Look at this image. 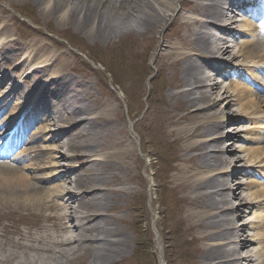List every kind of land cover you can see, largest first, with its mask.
<instances>
[{
  "label": "bare ground",
  "instance_id": "1",
  "mask_svg": "<svg viewBox=\"0 0 264 264\" xmlns=\"http://www.w3.org/2000/svg\"><path fill=\"white\" fill-rule=\"evenodd\" d=\"M59 1L63 0H53V2L48 0L44 7V13L54 15L53 10ZM175 1L86 0L83 3L82 0H66L70 4V9L69 11H64L61 17L65 19L67 16L68 18L75 17L76 20L82 23H92L96 28L110 25L112 18H114L112 21L113 27L118 28L120 26L119 29L125 30L132 29L135 26L150 30L161 25L169 17L170 13L174 12L173 5ZM232 2L233 0H203V2L196 1L191 4L195 17L177 16V21L185 29L189 27L191 38H182L177 43L167 44L163 49V55L171 59V65L174 69L177 70L181 67L184 90L179 93L180 96L187 100L189 107L196 109L195 112L188 115L172 116L174 127L171 129V133L181 140V151L199 153L192 155L193 157L191 158L182 159V162H186L187 165L182 164L178 167L174 175V181L178 186L185 188L187 192L189 216L193 226L201 230L198 238L205 244L204 259L207 264H264V147L262 146L264 144V98H257L258 101L256 98H251L252 92L249 88L238 85L231 86L232 89L224 88L222 92L227 102L225 109L223 111L217 110L218 104L222 101V98L219 97L220 84L215 82V80L209 81L208 77L204 75L205 69L210 68L214 61L220 63V61L224 60L229 63L232 60H236V62L243 64L248 72L264 74V41H252L255 31L247 25V21L246 23L241 21L239 26L226 27L236 21L234 15L223 11L224 6ZM124 4L127 5V9L121 13L119 10ZM262 14H264V11L260 12V15ZM250 15L254 17L258 16V13ZM230 28L241 34L238 35L239 38L244 36L251 41L244 43V41L238 39L236 51H231V46L227 45V42L221 37L224 35L223 31ZM213 29H216V33L221 36L214 34ZM96 30L99 31L98 29ZM43 46L31 45L29 47V44L25 45L28 54L21 52L22 60L20 64H22L23 60L27 63V57L30 56V53H33V57L41 58V53L45 54L48 50V48H45L47 44ZM10 52V42L5 41L2 43L1 41L0 60L2 62L5 55H9ZM16 54H18V51H16ZM60 62H63V60L60 59ZM56 63L57 60H55V65ZM246 63H249V65H246ZM4 65L0 67L1 70ZM55 65L54 62L51 64V67H55V69L52 68L53 76L51 80L61 79L64 76L62 67L58 68ZM45 66L44 64L43 67ZM35 68L26 76V81H29L31 77L35 78L37 73L43 70L38 66H35ZM6 79L7 74L2 73L0 75V94L11 86V84H7ZM255 79L260 91L264 92V82L259 81L258 77H255ZM206 82L209 83L208 86H206ZM177 87H179V84L175 83V88ZM40 91L44 92L42 87ZM12 92L14 93L12 95L13 98L17 97L18 101L25 102L29 99L31 92H33V85L28 92L16 91V88L10 94ZM79 92L78 90L76 94ZM76 94L75 96L77 97ZM248 96L250 97L249 100ZM76 102L77 105L74 108L71 107L73 108L71 114L73 117L80 116V118L73 121L74 126L72 129L76 132L73 136L83 138L86 129L87 134L91 132V123L94 118L90 117L91 115L89 116L90 113L86 114L84 112V107L78 106V104L85 105L84 101L77 100ZM232 107H237L236 112L241 118L230 122V120L224 119L226 118L224 115L231 112ZM68 118L72 120V117ZM12 121V118L7 117L1 119L0 129ZM34 121L43 123V126L39 128L40 130L33 134L36 139L46 140L47 132L44 129L49 122H52L55 128H60L57 134L64 135L66 132L62 126L66 124V120L64 121L62 118L54 120L52 116H49L46 119L36 118ZM235 121L237 123L245 121L255 124V127L263 132H250L252 138H255H251L254 146L251 150L246 151L244 160H239L244 163L257 165V170H259L257 174H262V184L250 182L245 186H239L234 183V179L240 175L235 170L238 156L231 157L228 154L230 149L225 146L220 147V145H223L225 140L235 141ZM231 123H233L232 128L227 131L224 139L216 136V134L224 133L225 127L231 125ZM27 134L17 131L16 138L13 137V140L18 139L21 142H28ZM2 135L0 132V138ZM49 142L52 144L51 148L33 149L26 157H17L14 161L19 165V163L29 162L36 152H46L49 154L48 158L54 163L53 169L57 167L56 165L59 164V161L71 159L84 160L85 164L83 167L93 169L98 164H109L104 163L107 159L130 163L133 158V149H131L130 144L126 140H120L113 144L107 153L101 154L98 158L94 154L97 153L93 150L97 146V143L94 142L90 145L87 143L89 146L84 148L87 153L82 155H78V151L73 149L68 142L61 143L54 140ZM75 145L77 148L81 146H78L77 143ZM69 153H73V156H70ZM94 161H97V163H94ZM21 169V166L11 167L6 163L0 162V195L4 192L11 201H14L15 195L22 190L21 192H24L25 196L21 202H15V205L19 206L20 204L29 203V206H33L37 203V198L26 194L29 188L21 183ZM71 171L73 173L74 169ZM68 174L69 172H66L64 177H57L60 179V183L53 188L55 192V209L63 212V215L58 217L59 224L55 228L56 233L52 242L54 246L64 245L66 249L62 248L59 251H54L52 248H46L42 251L31 249L35 254L40 252L42 256H37L31 261L25 255L23 257L24 264H36L43 261L46 262L45 264H58L63 259H68L69 253L73 250L79 251L81 246L79 242L81 241H93L95 243L96 246H91V249L98 255L95 264H100V259L104 261L102 247H105L106 242H109L108 238L113 237V234H110L112 232L108 228H105V232L99 228L96 214H91L90 212L89 215H86V210L83 212L79 210L88 206L104 208L103 193L96 194V189H93L89 193L78 194L77 192L81 190L82 184L89 185V181L88 179L74 176L75 179L68 183L66 182ZM97 174L99 177L91 180L100 181L104 179V174L101 175L99 172ZM106 175L110 176L109 173H106ZM245 188L247 193L243 195ZM86 198H89L88 203L90 205L82 204ZM238 198L246 201V205L249 207H239L236 204V199ZM247 213H253L252 219H246ZM80 214H85V216ZM238 219H243L245 223ZM90 221L93 225L89 224ZM88 232L96 233L97 237L90 236L91 239L87 238ZM74 234L77 235L79 241L73 246L71 237ZM100 243L102 247L99 245ZM229 245H232L233 248L227 250L226 247ZM4 258L7 260L15 258V256L8 253ZM5 260L0 259V262Z\"/></svg>",
  "mask_w": 264,
  "mask_h": 264
},
{
  "label": "rangeland",
  "instance_id": "2",
  "mask_svg": "<svg viewBox=\"0 0 264 264\" xmlns=\"http://www.w3.org/2000/svg\"><path fill=\"white\" fill-rule=\"evenodd\" d=\"M42 2V0H0V18L3 17L8 20L5 25L8 24L6 27L12 32L6 36L0 31L2 41L9 36L13 39L10 45V57H16L20 60L22 55L19 52L16 54V51L20 49L21 43L25 42L20 38L25 33H19V30L14 27V21L19 20L15 19L17 18L16 14L11 10L22 6H30L35 11H40L39 7ZM9 8L12 9L10 10ZM64 8H66V5L64 7L63 4L61 9L63 10ZM39 20L45 32L36 31L34 28L28 30L32 38L30 40L27 39V41H33L32 43L35 45H38L36 42H39L40 45L47 44V46L49 45L48 43H51L55 50H59V48L54 46V37H48V34H46L45 28L46 26L50 27L48 24H51L56 32H53L52 36L60 37V31H64L65 34L75 35L81 39L79 41H84L86 45H83L87 48V51L95 53L93 46L102 48L97 49L98 53H102L99 50H106V52L109 50L111 61L127 59L131 65L137 66L135 67L136 69L146 59L144 52L151 48L150 66L160 68V74L164 79L166 88L172 87L173 82L170 79L171 75L169 76L171 69L165 64L167 58L163 56L162 61L160 56L163 53L162 46L167 42L173 43L175 41V37L178 35L177 30H181L180 27L175 29L171 24L166 27L167 23L164 24L163 22L157 29L135 31L132 29H119L120 26L118 28L113 27L111 22L110 25L104 26L96 34L93 29L91 31L88 29L90 26L88 23L81 25L73 20H61L58 17V13L46 18L40 17ZM128 43H133V45L129 46ZM51 50L53 51V49ZM143 54L145 56L142 57ZM54 56H61L63 60V62L59 61V65L64 68V82L59 91L54 92L51 96H41V102L37 104L49 103L50 106L57 105L55 106L56 108L53 107L50 111V113H55L58 108L59 111L61 110L59 103L64 101L65 116L67 115L65 114L66 112L70 113L72 111V108L67 105L76 98L72 90L84 91L81 97L86 105L84 111H89L88 113L96 116L91 123L92 135L88 139L86 138V142L88 141L90 144L93 142L97 143L96 148L93 150L99 156L107 153L109 148L120 140H126L130 144L131 149H133V158L130 163L107 159L104 163L109 164H98L96 169L94 167L92 170H86V168L78 170V176L84 175V177H80L81 179H88L87 176L91 175L92 178L99 177L98 172L101 175L104 174L103 180H92L89 185L82 184L84 187H81V190L87 191L94 188L99 191L103 189L101 192L103 193L104 208H84L91 214L99 215L97 224H99L100 228L106 226L111 230L112 233L110 234H113V237L108 238L109 242H106L105 247H102L101 243L99 244L102 247V251H104L102 252L104 261L100 259V264H142L141 256H139V261H135L137 243L136 234L132 229L133 222L139 220V223L145 227L141 228V239L146 247L152 248L153 264H160L159 257L162 259V264H207L204 259L205 244L198 238L201 230L193 226L189 216L187 192L185 188L178 186L174 181V175L178 167L186 164V162H182V159L191 158L194 155V153L181 151V140L171 133V129L174 127L172 116H181L192 110L188 106V102L185 99L172 96L171 91H167V89L163 91L162 105L160 107L157 104L153 105V103L151 105L147 104L146 100L142 99L143 92L139 96L136 94L134 101H127L125 98L121 100L118 97V94L121 93L116 90L111 91L103 83L100 75L86 70L80 72L81 65L78 68L76 67L75 58L77 59V57L68 48L56 51ZM95 56L100 58L97 55ZM9 65H13V63ZM27 65L29 64L27 63ZM44 77H47V75H44L42 79ZM101 83L104 84V87L101 86ZM55 85L57 87L60 86ZM23 86L26 89L28 83ZM183 105L187 109H184ZM44 113L39 107L38 109L33 108L30 111L29 118L31 120L32 117L44 115ZM131 124H133L132 128L130 127ZM173 152L176 163H173ZM83 153L84 149L78 152V154ZM151 160H157V162L152 164ZM169 163L174 165L172 169H170ZM80 165L81 163L73 164L74 167ZM162 168L163 171H161ZM58 169H63V167ZM156 172L158 174L154 176ZM106 173H109L110 176H107ZM164 182L168 184L167 190L164 189ZM156 184L158 185L157 187ZM157 190L164 191L167 195L175 191L178 200L182 199L183 204H180V212H175L176 215H172L175 222L172 221V217L168 213H164V208L160 206L157 200ZM142 197L147 203L149 213H143L140 218H134L132 207ZM237 203H242V201L238 200ZM138 207L141 208V204H138ZM8 211L12 212L13 210L0 206V228L3 227L0 229V259L5 260L4 257L8 253L15 256V258H9L0 262V264H24L23 257L25 255L31 261L37 256H42L40 252L35 254L31 249L42 251L50 247L55 248L50 242V238L55 234L53 227H47L49 225L47 223L30 226L23 221L24 218L22 216L24 213H37V208L26 211L17 209L15 213H13L14 211L12 212L10 219L7 217V215H10ZM151 221L153 226L155 227L156 225L162 232V235H158L155 243L152 242V233L147 229L151 225ZM21 224H24V226L19 227ZM42 226H46L44 227L46 229H41ZM88 234L94 236V238L97 237L94 232H89ZM91 246H96L93 241L83 242L79 251L71 254L68 259H63L58 264H95L98 255L91 249ZM197 249H199V253L194 256ZM45 263L43 261L36 264Z\"/></svg>",
  "mask_w": 264,
  "mask_h": 264
}]
</instances>
